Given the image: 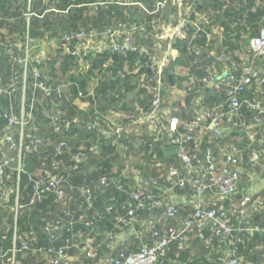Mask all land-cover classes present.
Returning a JSON list of instances; mask_svg holds the SVG:
<instances>
[{
	"label": "trees",
	"instance_id": "obj_1",
	"mask_svg": "<svg viewBox=\"0 0 264 264\" xmlns=\"http://www.w3.org/2000/svg\"><path fill=\"white\" fill-rule=\"evenodd\" d=\"M53 1L57 0H49L44 7L41 5L40 9H35V14L30 13L28 19L24 15L29 13H25L23 0L20 3H18V0H0V39L3 37L11 39L10 44L0 43V80L4 84L15 83L18 87L23 85L21 66L13 61L14 58L20 56L19 49L21 45L27 48L29 43L34 40L33 38L39 39L46 33H49L48 36H55L59 39L58 54L61 55V60L57 63L55 60H50L43 78H34L30 75L32 77L29 76V80L28 78L27 81L25 79L24 83L28 89V92L26 91L27 102L25 107H27L29 100H33L30 96V90L33 84L36 83V101L30 108L31 116L27 129L41 137L44 145L38 153L27 154L24 157L25 173L21 175L20 205H28L31 196L29 175L41 177L45 180L49 175H63L65 178L63 184L65 199L58 200L57 196L51 193L46 196L43 203L28 205L17 210H15L13 203H10L12 200L8 203H1L0 249L9 250L13 234L15 233L22 239L21 235L24 233V237L27 239H18V247L20 242L24 241L35 251L17 253L15 264H47L48 262L44 260L45 256L37 253L39 249L43 250L47 247L63 250V258L60 260V264H102V262L104 264L109 257H115L119 254L124 257L133 255L142 246L150 245L152 241L155 243V240L144 231L146 226L139 221L140 212L136 213L135 219L130 225L126 226L121 222H117L119 217L122 219L126 217L127 209L131 206H128L130 188L136 183V180L131 179L128 175L127 168L137 172L141 180L148 185L152 181H156L158 186L153 192L162 194V190H165V194L162 195L164 198L162 207L156 210V214L160 212V217L168 206L175 204L180 212L178 221H183L193 214L197 199L192 189L179 190L167 182V169L171 167L184 169V166L174 155L173 158L163 155L164 150L168 152L169 149H172L164 142V139L155 141L154 137L144 146L147 153L146 161L140 166L131 165L126 167L124 163H117L111 172L112 168L108 164H103L102 166L99 165L97 169L86 173L82 165L85 166L84 161L90 156L88 147L72 146L69 142L73 135L71 126L62 132H58L49 118L57 114L59 111L58 106L62 104L66 105L62 107V110H65L64 114L67 115L68 112H73L71 101L79 98L78 94L81 93L83 97L79 99L81 101L87 100L91 105L90 115L86 116L85 119L96 127L97 130L95 131L99 135L98 143L100 147L106 148L105 144L107 143L112 145V140H108L107 136L108 134L112 135L114 126L124 127L123 136L117 144L112 145L118 148V144L132 139L137 131L147 132L148 125L146 123L134 126H128V124L140 112L150 110L151 101L157 90L161 96L157 114L160 123L165 122L166 124L163 126L168 127L169 122L175 119L179 123L178 131L184 132L186 125L194 120L195 115L200 110L224 106L226 96L222 90L200 84L204 76L219 77V72L215 70L216 66H221V73L233 70L237 77L243 74V69L246 67H251L256 73L261 69L259 65L263 61L261 58L253 56L249 43L260 32H264V0H229L224 8H221V5L219 6V0H206L203 4L195 7L191 6L193 11L196 10L206 15V24L196 33L187 27L184 38L175 40L173 45L178 52L180 64L187 67L193 65L192 69L189 68L192 74L189 77L191 80L187 83L185 82L187 79H181L174 75L173 66L170 63L161 71L160 85L157 84V78L151 70L148 56L150 53L153 54L152 43L148 46L145 44L148 52L145 55L137 52L119 54L106 51L95 56H89L85 58V62L88 63L87 70L82 72L79 63L81 60L73 57L68 50L69 47L73 49V44L63 40V37L71 32L94 28V25L101 21L102 15L105 17L103 18V25L99 28H107L114 25L115 22L134 23L136 20L128 19V17L136 14L135 12L141 13L142 16L145 15L149 22L163 14L154 13L157 8V0H142L139 5L135 6L113 0H89L87 10H91L94 15L90 16L89 14L85 17L84 10L86 8H82L83 6L80 10L71 9L67 6L69 15L65 17L64 14L58 13L54 9L56 6L51 4ZM78 1L79 4H83V0ZM170 3L177 5L173 0H169V5ZM61 25H64L65 30ZM219 31L222 38H219ZM140 34L142 36H153L148 27L145 31L139 32L138 36ZM136 43L140 44V42ZM6 50H11L12 55L8 54ZM201 73L203 75L201 79L195 80V77ZM93 77L95 78L93 94L89 95L90 82L94 81ZM41 82L44 85L43 89L40 87ZM256 84L257 81L253 85L247 86L243 94L240 95L242 101L241 112L234 118L235 122L244 121L247 125L251 124L254 114L246 106L258 100L264 102V85L259 87ZM193 85L199 86L201 93L199 92L198 96L200 99L192 106L189 104L190 99L196 95ZM174 86L182 92L185 91L184 86L186 90L189 87V91H186L187 96L183 101L177 100L170 105V96ZM59 94L62 96L60 99L65 98V103H60ZM6 103L8 104L4 99L0 112H4L2 106ZM12 103L15 109L18 108V105L19 107L21 105V93L17 90ZM184 103L186 107L184 106L183 110L182 104ZM168 108L174 111L167 114ZM179 108H181V112H179ZM112 110H126L127 114L121 118L109 117L107 113ZM28 111L29 108L26 109V113ZM16 113H19V108ZM78 114L83 115L80 112ZM63 117L66 120V116ZM2 123H0L1 127L3 126ZM64 124H60L59 128H64ZM0 130H4L0 131L2 138H10L13 141L17 139V126ZM101 131L106 134V137L101 134ZM164 135H166V130H162L161 137L163 138ZM43 136L46 138H42ZM65 139L69 150H64L62 154L57 155L55 147ZM257 139L261 142L247 146L249 143L247 132L234 126H227L225 138L219 143L211 140L209 135L206 139L195 135L193 140L187 144L191 155L200 157L206 155V159L215 160L217 163H219V159L214 157V151L217 149L216 145L220 149L217 155L221 156V153L224 154L227 145H234L237 149L248 147L242 152L244 163L238 165V191L225 199L209 194L205 196L203 204L208 211L223 210L229 214L230 225L233 227H235L236 221L232 216V206L236 202L245 197L251 200L264 198V190L254 192L249 189L250 183L255 184L253 182L255 175L264 180V136H257ZM1 149L2 151L5 150V145ZM111 149H104L103 151H110ZM207 149L210 151L206 152ZM257 152L262 154L263 160L253 167L251 157L253 153ZM77 156L78 159H76ZM55 163L58 165L55 166ZM76 163L78 164V170H73ZM222 165H224V162H222ZM124 170L125 174H123ZM102 177L109 178L108 186L101 185ZM112 183H114V187ZM117 186L121 188L119 189ZM178 192L187 195L185 202L190 206L182 207L178 204L177 198L172 201V198L177 197ZM87 195L90 197L88 201L86 199ZM167 198L170 199L171 203L164 207ZM45 202L47 203L45 204ZM185 202L182 204H185ZM47 205L50 217L45 225L46 227L44 226L45 228L41 231L38 229L37 224L32 222L33 214H43L41 210H44ZM25 213L32 215L25 218ZM248 216L249 222L264 227V204L260 208L250 205ZM50 218H53V220L58 219L55 222L61 224V230L58 232L60 235L64 233L61 235L62 240L59 239L60 236H57L58 232L49 233L45 230L55 223L53 221L49 222ZM135 226L140 227L142 231L133 233L131 229L136 228ZM70 231L73 233L71 236ZM204 235L205 238L211 239L209 243L199 240L193 232L188 235L190 239L188 243L176 248L174 253L167 250L166 256L159 258L156 264H224V260L229 254H235L239 264H264V234L252 232L239 238L238 232H233L226 241L210 237L208 229L204 231ZM78 236H80L79 238L94 237L90 245L93 248L92 258H86L85 254V256L81 254L83 250L81 240L83 239L78 240ZM135 236L139 237V241L144 238L143 242L139 243L138 241L136 243ZM107 245L109 246L105 248ZM78 248L80 254L77 253ZM102 249L107 252V256L98 259V251ZM40 258L41 261H38ZM0 264L7 263L0 261Z\"/></svg>",
	"mask_w": 264,
	"mask_h": 264
},
{
	"label": "built area",
	"instance_id": "obj_2",
	"mask_svg": "<svg viewBox=\"0 0 264 264\" xmlns=\"http://www.w3.org/2000/svg\"><path fill=\"white\" fill-rule=\"evenodd\" d=\"M123 2L127 5H139L142 0H113ZM32 0H27L31 4ZM156 10L154 13H164L169 7V0H157ZM186 16L189 15L187 12ZM30 15L26 17L29 19ZM159 23V17L147 21L146 18H139L134 23L115 22L107 28H88L71 32L63 37V40L72 43L73 49L71 55L79 60H85L89 56H95L106 51L112 53H127L137 52L139 54H148L147 48L138 42L139 32L148 29L154 37L167 38L169 41L182 39L185 36L187 29L186 19L181 20L175 27L157 32L156 28ZM136 36V38H135ZM250 48L253 56L261 58L263 63L259 66L261 69L256 73L251 67L243 69V74L237 77L232 71H225L219 77H203L200 81L201 85L213 87L216 90H222L225 93L226 100L224 106L214 109L200 110L194 117L191 123L186 125L184 132H179V123L177 120L172 119L168 127L163 126L157 118L158 107L161 103V96L159 91L151 101L150 110L140 112L138 116L130 120L128 126L146 123L149 131L155 136V141L164 139V142L171 146L174 156L178 158L184 169H177L171 167L166 170L167 182L172 184L173 187L179 190L186 188L192 189L196 200L195 209L193 214L183 221H178L179 209L175 204L168 206L162 213L158 220L154 217L148 218L144 225V231L153 239L150 245H144L142 248L133 255L122 256L121 254L115 257H109L104 264H156L158 259L166 256L167 250L170 246L175 248L181 247L183 244L190 241L188 235L195 233L199 240L209 243L211 239L205 238L204 231H210V237L218 238L220 241L226 239L238 232L239 238L248 233H261L264 234V227L256 226L254 223L249 222L248 209L250 205L255 208H260L264 204V198L251 200L248 197L243 198L232 206V216L236 221L235 227L230 225L229 214L223 210H206L203 206L205 196L211 194L220 199L228 198L238 191L239 171L238 165H241L242 152L247 148L237 149L234 145H227L224 154H222V161L224 165L217 163L215 160L205 158V156L191 155L187 144L193 140L195 135L200 138L209 135L211 140L219 141L224 140L225 131L227 126H234L245 130L247 132L248 145H253L256 142H261L257 136H264V102L258 100L248 104L246 108L254 114L251 124L247 125L244 121L235 122L234 118L241 112L242 101L240 95L243 94L247 86L253 85L255 81L259 87L264 85V32L250 40ZM6 52L12 55L11 50ZM151 65V70L156 76L157 84L160 85L161 71L164 68V61L159 60L155 54H148ZM221 57V56H220ZM226 59V58H225ZM262 73V74H261ZM35 78H39L40 74L34 70ZM262 75V77H261ZM26 70L23 69L22 84L17 86L15 83L4 84L0 80V107L2 101L5 99L11 101L16 90L21 93V109L19 115H15L11 111L0 112V123L3 122L2 128L18 127L17 139L14 141L10 138H2L0 135V204L12 200L15 210L22 209L28 205L41 204L44 202L48 194L54 193L58 200L65 199V191L63 184L65 178L63 175L48 176L45 180L41 177L29 175L31 183V196L28 205H20L21 203V175L25 173L24 157L27 154L38 153L42 149L44 143L41 137L35 132L27 129L30 123V114L25 111L26 86L25 83ZM40 87L43 89L44 85L41 82ZM159 88V87H158ZM59 97L60 94H59ZM79 98L83 94H78ZM29 120V121H28ZM53 127L62 132L63 129L58 127V121L54 119ZM114 131L108 134L107 139L112 140L113 144H117L121 136H123L124 127L114 126ZM88 131L94 130V127H88ZM162 130H166V135L161 137ZM4 131V130H0ZM211 143V141H210ZM5 145V150L2 151V146ZM64 150H69L68 143L62 140L56 145L55 151L60 155ZM219 154V148H217ZM210 150L207 149L206 152ZM78 159V156L76 157ZM263 160L260 153H253L251 163L254 166L258 165ZM58 164L55 163V166ZM73 170H78V164L73 166ZM128 175L131 179L134 178L136 183L130 188L129 204L126 217L120 218L117 222L123 225H130L135 219L136 213H149L161 209L162 202L164 201L163 193L157 194L153 190L158 186L156 181H152L149 185L144 183L138 176L137 172L127 168ZM125 174V170L123 171ZM111 180V179H110ZM109 178L102 177L101 185L108 186ZM114 187V183H112ZM117 188H121L117 186ZM87 195V201L89 200ZM174 223V224H173ZM49 233L58 232L61 230V224L55 222L50 228H46ZM54 236V235H53ZM52 236V237H53ZM18 239L15 233L11 238V248L7 251L0 249V261L7 264H15V258L19 252H30L33 249L27 242L21 241L18 247ZM22 240V239H20ZM68 242V240H67ZM109 245H107L108 247ZM31 248V249H30ZM78 250H80L78 248ZM93 248L89 243L83 244L81 254H85L86 258H92ZM37 253L43 254L46 258L47 264H60L63 258V250L61 248L47 247L39 249ZM229 257V258H228ZM224 264H239L238 258L229 254L224 260ZM103 264V262H102Z\"/></svg>",
	"mask_w": 264,
	"mask_h": 264
},
{
	"label": "crops",
	"instance_id": "obj_3",
	"mask_svg": "<svg viewBox=\"0 0 264 264\" xmlns=\"http://www.w3.org/2000/svg\"><path fill=\"white\" fill-rule=\"evenodd\" d=\"M22 0H18V3H20ZM24 1V5H25V13H29V14H24V15H31L30 13L33 12V14H35V9H40L41 5L44 7L46 6L45 3L49 2V0H33L32 4H28L27 0H23ZM206 0H173V2H175L177 5L175 6L173 3H170L169 8L166 12H164L162 15H159V23L158 26L156 28L157 32H161L164 31L166 29L175 27L181 20L186 19V23H187V27H189L190 29L194 30L196 32L201 30V27L204 26L206 24V19H205V14L204 13H200L196 10L193 11V7H195L196 5H200L203 4ZM226 2H229V0H219V6L221 5V8L226 7ZM89 3V0H83V4H79V1L77 2V0H57V1H53L51 4L55 5L56 7L54 8L55 10H57L58 13H62L65 15V17H67L69 15L67 6L71 9H75V10H80L81 7L82 8H86L84 10V17L85 16H93L94 13L91 10H87V6ZM31 5V6H30ZM28 6V7H27ZM36 6V8H35ZM87 10V11H86ZM193 11V14H192ZM189 13L190 16H186V13ZM220 12V11H219ZM102 19L100 22H97V24L94 25L97 26L96 28L98 29H102L99 28L100 26H102L103 24V18L105 16H101ZM139 18H146V16H137L136 14H133L132 16L128 17V19H134V20H138ZM130 20V21H132ZM62 28L64 29V25H61ZM104 28V27H103ZM65 30V29H64ZM68 30V29H66ZM49 33L44 34V36H42L39 39H35L31 41V43H29L27 48H24V46L21 45V48L19 49L20 52V56H18L17 58H14L13 61L18 63L22 69V73H23V69L26 70V81L27 78L29 80V76L32 75L35 78L34 75V70H36L39 74L40 77L43 78V75L45 76L47 70L48 69V62L50 60H55L56 63L59 62L61 60V55L58 54V48H59V39L57 37H51L48 36ZM139 40L138 42H140L143 44V46H145V44L148 46V44L152 43V48H153V54H155L159 60H163L164 61V68L168 65V64H172L173 66V74L176 75L178 78L181 79H187L185 82L189 83L192 76V74L189 71V68L192 69L193 65L187 67L184 66L182 64H180V59H179V55L177 50L174 49V42L169 41L166 37L165 38H160V37H154V36H149V35H144L142 36L140 34L139 36ZM219 38H222L220 35V31H219ZM11 39L9 37H3L2 39H0V43L3 42L4 44H10ZM2 43V44H3ZM70 54H71V48H68ZM22 55V56H21ZM55 63V64H56ZM81 68H82V72H85L87 70V65L88 63L85 62V60H81L80 62ZM163 68V69H164ZM215 70L219 72V76H222L224 74L221 73L222 69L221 66H216ZM30 76V77H32ZM202 73L198 76H196L195 80H200L202 77ZM94 78V77H93ZM21 81H22V76H21ZM95 83V78L94 81L90 82V91H89V95L93 94V86ZM35 84V85H34ZM33 84V87L30 90V96L32 97L33 100H29L27 107H25L26 109L29 108L28 113L31 115V107L33 106L34 102L36 101L35 99V93L37 92L35 90L36 87V83ZM190 85V84H189ZM187 86V85H185ZM184 86V90L182 92V90H180L178 87L173 88L172 92H171V96L170 99L176 97L172 102H175L177 100L178 97L183 96V99L186 98L187 94L186 91H189V87ZM195 88V93L196 95L191 97L190 99V105H194L195 102H197V100L200 99L199 96V86H194ZM26 91L28 92L27 86H26ZM201 93V92H200ZM27 94V93H26ZM62 97V96H61ZM14 99V96L12 98V100ZM60 99V97H59ZM182 99V101H183ZM11 101H7L8 104L6 103L5 105L2 106V108L4 109V111H7L8 109L14 113L15 115H19L20 113V109H21V105L19 108V113H16V111L18 110L15 109L13 107V103ZM60 103H65V98L63 97V99H60ZM71 105L73 106L74 111L73 112H68L67 115L64 114L65 110H62L63 106H66L65 104L59 105V111L57 112V114H54L53 116H51L49 118V120L51 119V124L54 123V119H56L58 121V127H60V124L65 123L63 126L64 128H61L63 130H66L67 128H69V126H71L72 129V138L70 139V144H72V146H83V147H88V151L90 152V156L88 158H86V160L84 161V165L83 169L85 170L84 172L88 173L91 172L92 170H95L100 166H102L103 164H108V166H110L112 169L110 170L111 172L113 171L114 165H116L117 163H124L126 164V167L131 166V165H136V166H140V164L145 163L146 161V149H145V145L148 144L149 141H151L155 136L154 134L149 131L147 129V132H140L137 131L132 139L126 140V142H121L120 144H118V148L113 147V143L111 144H105L106 148H103L102 146H99V135L96 134L97 130L96 127L90 123L89 120H86L85 117L90 115L91 112V105L90 103L86 100L81 101V99L79 98H75L74 100L71 101ZM183 107L182 109L184 110V106L185 103L182 104ZM186 107V106H185ZM25 109V111H26ZM181 108H179V112H181L180 110ZM190 109V108H189ZM166 111V110H165ZM164 111V112H165ZM174 110H172L171 108L167 109V114H171V112H173ZM82 113L83 115L80 116L78 113ZM127 111L126 110H112V111H108L107 115L109 117H114V118H121L126 116ZM63 116H66V120L64 119ZM93 116V114H92ZM180 118V117H179ZM64 119V120H63ZM135 118H132L131 120H133ZM166 124L165 122L163 123V125ZM88 127H94V130L88 131L87 128ZM103 129V128H100ZM139 130V129H138ZM101 134H103L106 137V134L103 133L101 131ZM90 136V137H89ZM45 136H43L42 138H44ZM203 137V138H207ZM46 138V137H45ZM44 138V139H45ZM106 139V138H105ZM112 148L110 151H103L104 149H109ZM216 148L217 145H216ZM215 149V148H213ZM163 155L164 156H171L172 158L174 157V152L173 149H169L168 152H166L165 150L163 151ZM220 152V149H219ZM218 150L215 149L214 151V157L219 159V163L222 164V157L221 155H217ZM117 155V158H116ZM115 163V164H114ZM255 184L250 183L249 184V189L251 191L257 192V191H261L264 190V180H262L261 178L257 177L254 178L253 181ZM255 186V187H254ZM244 189V188H242ZM241 189V190H242ZM178 195H176L177 197L172 198V201L177 198L176 200H178V204H180L182 207H185L186 205H189L187 202H185L186 199V194H181L180 192L177 193ZM168 200L165 202V206L168 204H170V199L167 198ZM185 204H182L184 203ZM10 203L12 204V202L10 201ZM47 202H45L46 204ZM44 205V204H43ZM42 206V205H41ZM190 206V205H189ZM60 209V208H59ZM164 209V208H163ZM194 210V209H193ZM27 211V210H26ZM43 212V214H33V220L32 222L34 224H37L38 229H40L41 231L46 227L45 225L48 222V219L50 217V212H49V207L48 205L45 206L44 210H41ZM157 212H153L152 214L149 213H141L140 217H139V221L144 224V222L148 219L154 217L155 220H158L160 218L159 213L156 214ZM189 214V213H188ZM25 213V218L27 216L31 217L30 214ZM67 218V217H66ZM51 221L55 222L58 221V219L53 220V218H50ZM61 219V218H60ZM46 220V221H44ZM44 221V222H43ZM41 222V223H39ZM69 223V222H68ZM54 224V223H53ZM45 226V227H44ZM136 228L131 229V231L134 232H140L142 231V229L138 226H135ZM124 232H126V230H124ZM64 233H61V235H63ZM73 233L70 231V236ZM60 235V233H57V236H60V240H62V236ZM56 236V237H57ZM80 236H78V240L79 239H83L81 240V242L84 244L85 242L89 243L90 245L93 242L94 237H83V238H79ZM136 237V236H135ZM135 242L137 243L139 241V237H136ZM144 237V235H143ZM54 238H55V234H54ZM58 238V237H57ZM138 238V239H137ZM134 239H132V241H134ZM96 240V239H95ZM144 238L139 241L143 242ZM57 241V240H56ZM124 242V240H123ZM126 245V244H125ZM128 246V244H127ZM107 248V246L105 247ZM170 251H172L173 253L176 252V248L174 246H170L169 248ZM80 251L77 250V253H79ZM73 256L75 257V255L73 254ZM107 256V252L102 249L100 251H98V259H102L104 257ZM78 257V255H77Z\"/></svg>",
	"mask_w": 264,
	"mask_h": 264
},
{
	"label": "rangeland",
	"instance_id": "obj_4",
	"mask_svg": "<svg viewBox=\"0 0 264 264\" xmlns=\"http://www.w3.org/2000/svg\"><path fill=\"white\" fill-rule=\"evenodd\" d=\"M136 13V15L137 16H142V14L141 13H138V12H135ZM176 97H174V98H172V99H170V105H172V101L175 99ZM180 98V100L179 101H181L182 99H183V96H181V97H178L177 99H179ZM255 178H257V176L255 175ZM259 178H261V177H259ZM21 238H22V240L23 239H27V238H25L24 237V233H22V235H21ZM33 251H35V250H33ZM44 260H46V258L44 257ZM38 261H41V258L40 259H38Z\"/></svg>",
	"mask_w": 264,
	"mask_h": 264
}]
</instances>
